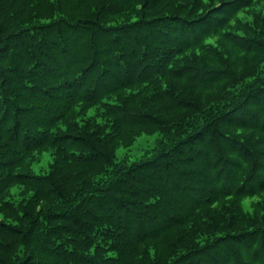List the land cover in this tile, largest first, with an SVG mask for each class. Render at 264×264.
Returning <instances> with one entry per match:
<instances>
[{
	"label": "trees",
	"instance_id": "obj_1",
	"mask_svg": "<svg viewBox=\"0 0 264 264\" xmlns=\"http://www.w3.org/2000/svg\"><path fill=\"white\" fill-rule=\"evenodd\" d=\"M0 264H264V0H0Z\"/></svg>",
	"mask_w": 264,
	"mask_h": 264
},
{
	"label": "rangeland",
	"instance_id": "obj_2",
	"mask_svg": "<svg viewBox=\"0 0 264 264\" xmlns=\"http://www.w3.org/2000/svg\"><path fill=\"white\" fill-rule=\"evenodd\" d=\"M155 137H156V135H147V134L141 135L137 139L135 144L133 146H131L129 149H126L123 146L119 147V149L117 150L118 157L120 158L121 156H123L127 152H130V154L132 156H134V153H141L144 148L149 146L151 144V142L154 141ZM147 140H149V143L146 142ZM46 156H47V153H46L45 157ZM46 169H48V161H41L40 163L35 165V170H38L40 172H44V171H46Z\"/></svg>",
	"mask_w": 264,
	"mask_h": 264
}]
</instances>
